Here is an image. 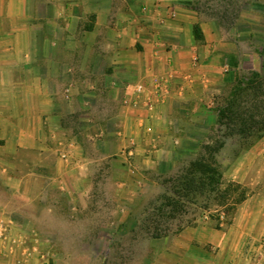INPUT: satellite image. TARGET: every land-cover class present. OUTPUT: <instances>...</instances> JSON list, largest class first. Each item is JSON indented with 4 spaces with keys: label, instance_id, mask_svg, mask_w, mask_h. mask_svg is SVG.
<instances>
[{
    "label": "crops",
    "instance_id": "crops-1",
    "mask_svg": "<svg viewBox=\"0 0 264 264\" xmlns=\"http://www.w3.org/2000/svg\"><path fill=\"white\" fill-rule=\"evenodd\" d=\"M212 2L0 0V190L10 195L0 264H92L90 243L76 261L71 245L40 239L104 236V225H75L101 220L91 195L107 159L118 195L109 238L130 233L122 226L142 193L160 188L149 173L168 172L205 134L201 110L252 69L247 0L231 36ZM226 163L247 188L235 211L148 238L132 264H264V136Z\"/></svg>",
    "mask_w": 264,
    "mask_h": 264
},
{
    "label": "rangeland",
    "instance_id": "rangeland-1",
    "mask_svg": "<svg viewBox=\"0 0 264 264\" xmlns=\"http://www.w3.org/2000/svg\"><path fill=\"white\" fill-rule=\"evenodd\" d=\"M243 6V0H213L209 7H213V9L216 8L220 15L224 17L226 20L224 25L226 28V35L231 36L233 32L232 26L234 23H236L237 32H239V28L243 27ZM246 7V19L251 20V30L248 31L246 36L247 38L245 39L247 46H243V48L252 51L253 57L252 62L246 64V66H250L252 69L242 71L241 76L243 77L249 75L252 70H261V66L264 64V0H247ZM229 27H231V30ZM243 39L244 37L241 36V40ZM261 71L263 72V70ZM230 90L231 87L226 89L224 93L219 94V96L215 99V104L210 109L201 110L203 119L207 121L205 124V134L201 136L200 139L186 142L185 145L187 150L172 160L169 165L168 172L166 174L162 173L159 175L149 173L150 178H154L160 183V188H150L142 193V197L138 200L139 204L136 205L131 212V219L128 222H125L122 226L123 230H128L130 233L122 237L112 234V237L109 238L112 229L108 227L112 228V226H115V224L112 223V219L115 217V208H117L115 204L118 195L116 194V190L114 188L116 184L112 179L115 164L112 159H107L104 163L105 172L96 177V189L92 191L91 195L94 201H98V204L92 208L95 209V212H97L98 209L99 214L97 215V219L101 220L91 221V224L83 223V225L80 222L75 225L76 229L80 230V233L83 229L88 231V225H91V227H94L95 225H104L102 232V235L104 236L99 238H83L77 236L67 237L65 235L56 239L51 237V234L46 233L47 236H43L44 238L40 239V242L43 241L45 245H53L56 242V244H59L58 246L61 249L66 245H71L74 247V254H72V256H74L76 261L80 258L78 248H81L82 243H90L92 248L97 249L95 251L92 249L94 253L92 255V264H132V260L134 258H137L140 255H145L147 239L150 238L157 230L161 233H173L178 231L183 226L191 224L197 219L208 220L213 224H218L220 221L226 220L229 213L226 214L224 212L225 207L212 203L210 208H208L207 211H204L203 205L205 201L199 196H195L192 198L193 200L185 202L179 199L178 202L182 203L183 201L185 206L183 208H180L181 205L178 206V209L175 212H173L170 207H164L162 211L156 210V207H159L164 201V196L171 195L170 188L172 186V182L169 181V179L176 176V174L181 173L182 169L188 165L191 159H194L199 156V154L204 153L205 149L203 148V144L211 143L217 136L215 129L217 126V112L214 108L218 102L221 103L223 101V99L229 94ZM261 100L263 101L262 103H264V96L260 95L258 97V101ZM97 112L99 115H102L106 111L99 109ZM262 117L263 115H259L257 116V119H261ZM113 126L114 124H112L110 128ZM69 127L71 129L72 125H69ZM243 144L244 142L227 144L224 150L218 154V166L223 173L222 187L224 188L227 186L232 188L230 185L233 182L229 174L230 165L226 163V158L231 160L235 159L240 152L243 151ZM234 194L236 195L237 192ZM5 196L10 195L3 192V190H0V199L3 197L5 198ZM223 214H225L226 217L222 219L220 216ZM133 225L136 226L131 230ZM119 226L120 225L117 227L118 230L121 229ZM64 228L66 229L65 224ZM111 239L113 241L111 244L112 248L110 249V252L106 253L108 248L107 242ZM48 262H52V259H50V261L48 260Z\"/></svg>",
    "mask_w": 264,
    "mask_h": 264
},
{
    "label": "trees",
    "instance_id": "trees-1",
    "mask_svg": "<svg viewBox=\"0 0 264 264\" xmlns=\"http://www.w3.org/2000/svg\"><path fill=\"white\" fill-rule=\"evenodd\" d=\"M194 32L196 37L201 36L197 26ZM260 95L264 96L262 71L255 69L249 75L237 78L229 94L221 103L215 105L217 136L211 143L203 144L204 153L191 159L181 173L169 179L172 182L171 195L164 196V201L156 210L162 211L164 207H170L175 212L178 206H185V201L199 196L205 201L204 211H207L212 203L225 207L226 214L235 211L237 205L246 198L247 189L235 181L230 185L232 188L222 187L223 173L218 166V154L227 144L240 142H244L243 150H247L264 136V103L262 100L258 101ZM259 115L263 117L257 119ZM179 199L184 202L179 203ZM135 226L133 225L131 230ZM158 231L151 237L164 234Z\"/></svg>",
    "mask_w": 264,
    "mask_h": 264
}]
</instances>
